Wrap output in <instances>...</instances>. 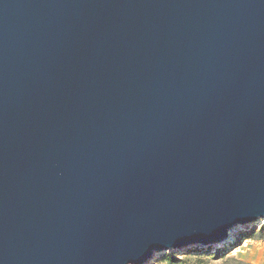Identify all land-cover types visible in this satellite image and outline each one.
I'll return each instance as SVG.
<instances>
[{
	"label": "water",
	"instance_id": "95a60500",
	"mask_svg": "<svg viewBox=\"0 0 264 264\" xmlns=\"http://www.w3.org/2000/svg\"><path fill=\"white\" fill-rule=\"evenodd\" d=\"M264 219V0H0V264H144Z\"/></svg>",
	"mask_w": 264,
	"mask_h": 264
},
{
	"label": "rangeland",
	"instance_id": "374dc122",
	"mask_svg": "<svg viewBox=\"0 0 264 264\" xmlns=\"http://www.w3.org/2000/svg\"><path fill=\"white\" fill-rule=\"evenodd\" d=\"M243 226L237 230L235 240L225 246H214L202 249L198 246L181 250H168L148 261V264H159L164 255H174L181 259L183 264H264V236L258 240H239L242 235L257 231L263 227ZM202 254V255H199Z\"/></svg>",
	"mask_w": 264,
	"mask_h": 264
},
{
	"label": "trees",
	"instance_id": "16d2710c",
	"mask_svg": "<svg viewBox=\"0 0 264 264\" xmlns=\"http://www.w3.org/2000/svg\"><path fill=\"white\" fill-rule=\"evenodd\" d=\"M264 236V226L259 228V230L257 231H251L248 234H244L241 236V238L239 240H247V239H251V240H262ZM202 255V254H199ZM159 264H183V261L181 259L176 258L174 255H164Z\"/></svg>",
	"mask_w": 264,
	"mask_h": 264
},
{
	"label": "bare ground",
	"instance_id": "6f19581e",
	"mask_svg": "<svg viewBox=\"0 0 264 264\" xmlns=\"http://www.w3.org/2000/svg\"><path fill=\"white\" fill-rule=\"evenodd\" d=\"M263 224H264V219H259V220H257L256 222L252 223L250 226L260 227V226L263 225ZM248 226H249V225H248ZM238 229H240V227L235 228L234 230H232V231L229 233L228 238L226 239V241L223 242V243H221V244H222V245H221L222 247L225 246V245H227V244L232 243V242L235 240V234L237 233V230H238ZM216 246H220V244H218V245H216ZM159 254H161V253H159ZM159 254H158V253H155L153 258L157 259ZM148 263H149V262L147 261V262H145L144 264H148Z\"/></svg>",
	"mask_w": 264,
	"mask_h": 264
}]
</instances>
